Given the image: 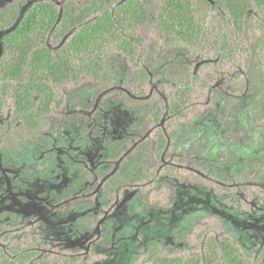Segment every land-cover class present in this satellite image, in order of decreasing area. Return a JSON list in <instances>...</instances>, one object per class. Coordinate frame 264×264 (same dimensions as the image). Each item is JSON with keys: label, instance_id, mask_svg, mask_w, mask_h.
<instances>
[{"label": "rangeland", "instance_id": "obj_1", "mask_svg": "<svg viewBox=\"0 0 264 264\" xmlns=\"http://www.w3.org/2000/svg\"><path fill=\"white\" fill-rule=\"evenodd\" d=\"M203 13L211 37L223 39L226 25ZM247 19L224 48L195 52L166 46L153 26L138 30L148 77L119 53L107 89L55 85L61 105L37 131L23 130L9 95L1 98L0 248L31 244L39 256L27 264H150L152 248L209 264V239L228 238L264 264V119L248 84L250 69L264 84V13ZM182 85L186 104L161 119L175 143L157 158L144 144L157 131L152 111ZM213 252L211 264L228 263Z\"/></svg>", "mask_w": 264, "mask_h": 264}, {"label": "trees", "instance_id": "obj_2", "mask_svg": "<svg viewBox=\"0 0 264 264\" xmlns=\"http://www.w3.org/2000/svg\"><path fill=\"white\" fill-rule=\"evenodd\" d=\"M205 7L214 10L226 25L223 39L219 34L212 38L213 32L204 26ZM254 13H264V0H13L0 8V99L9 95L12 114L23 130H40L45 118L61 105L55 85L79 87L83 81H90L103 91L119 66V53L134 63L138 74L148 77L136 58L138 30L153 26L166 46L193 52L204 50L210 42L224 48L231 31L241 32ZM257 46L264 59V29ZM250 70L248 84L256 89L252 107L256 118L264 119L262 75ZM181 87L185 86L174 88L167 102L152 111L157 131L153 140L144 144L153 147L157 158L175 143L177 131H168L161 119L177 114L186 104V89ZM207 246L204 261L209 264L215 248L227 264H253L241 257L228 238H211ZM34 249L21 243L1 247L0 264H27L39 256ZM55 261L45 258L42 264H57ZM201 261V256L189 259L165 255L159 248L147 252L150 264Z\"/></svg>", "mask_w": 264, "mask_h": 264}]
</instances>
